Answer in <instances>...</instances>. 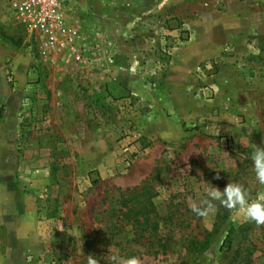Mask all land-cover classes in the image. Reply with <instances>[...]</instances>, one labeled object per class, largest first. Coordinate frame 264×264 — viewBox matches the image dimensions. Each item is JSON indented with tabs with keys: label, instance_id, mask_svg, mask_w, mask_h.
I'll list each match as a JSON object with an SVG mask.
<instances>
[{
	"label": "rangeland",
	"instance_id": "obj_1",
	"mask_svg": "<svg viewBox=\"0 0 264 264\" xmlns=\"http://www.w3.org/2000/svg\"><path fill=\"white\" fill-rule=\"evenodd\" d=\"M10 3L0 123L14 110L18 179L42 182L50 264H264V224L219 201L207 219L192 211L227 184L264 202L251 159L264 148V0H104L88 20L98 52L77 40L81 61L45 53Z\"/></svg>",
	"mask_w": 264,
	"mask_h": 264
},
{
	"label": "crops",
	"instance_id": "obj_2",
	"mask_svg": "<svg viewBox=\"0 0 264 264\" xmlns=\"http://www.w3.org/2000/svg\"><path fill=\"white\" fill-rule=\"evenodd\" d=\"M103 7L104 0H69L66 16L70 23H79V26L88 30V20L99 14ZM230 19L229 27L225 28L227 40H231L238 29L232 25V17ZM261 20L263 22L264 19ZM255 30L257 35H263L264 24L256 26ZM216 45V41H207L204 47L214 53ZM195 55L199 62L201 54ZM234 71L227 70L229 73L237 72ZM239 74L242 75L241 71ZM242 78L247 77L244 75ZM225 83L226 80L222 86ZM17 132L18 121L13 110L0 123V264H50L37 214L36 191L41 189L42 182L36 181L33 186L35 190H30L24 188L25 178L18 179L19 159L15 148Z\"/></svg>",
	"mask_w": 264,
	"mask_h": 264
},
{
	"label": "built area",
	"instance_id": "obj_3",
	"mask_svg": "<svg viewBox=\"0 0 264 264\" xmlns=\"http://www.w3.org/2000/svg\"><path fill=\"white\" fill-rule=\"evenodd\" d=\"M69 0H11V10L29 36L39 41L48 54L70 51L75 61H81L82 53L75 47L77 40L93 41L92 32L81 26H73L66 16ZM82 46L85 47V44ZM98 52L96 41L90 50Z\"/></svg>",
	"mask_w": 264,
	"mask_h": 264
},
{
	"label": "clouds",
	"instance_id": "obj_4",
	"mask_svg": "<svg viewBox=\"0 0 264 264\" xmlns=\"http://www.w3.org/2000/svg\"><path fill=\"white\" fill-rule=\"evenodd\" d=\"M256 179L261 185H264V148L255 147L251 153ZM208 199L203 204L204 207L193 206L192 211L205 219L215 213V205L213 201H219L222 206L233 209L239 208L246 221H254L258 224H264V202L252 203L246 197L243 188L236 184H227L223 192L216 190L207 193ZM89 264H95L94 260H89ZM113 264H138L136 258H128L127 260L119 257H113Z\"/></svg>",
	"mask_w": 264,
	"mask_h": 264
},
{
	"label": "trees",
	"instance_id": "obj_5",
	"mask_svg": "<svg viewBox=\"0 0 264 264\" xmlns=\"http://www.w3.org/2000/svg\"><path fill=\"white\" fill-rule=\"evenodd\" d=\"M149 204H151V203H149ZM152 205V204H151Z\"/></svg>",
	"mask_w": 264,
	"mask_h": 264
}]
</instances>
